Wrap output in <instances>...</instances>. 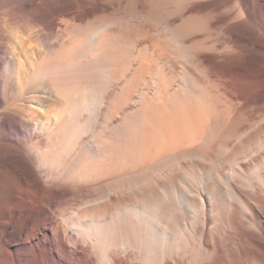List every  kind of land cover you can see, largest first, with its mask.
Returning <instances> with one entry per match:
<instances>
[{"label":"bare ground","instance_id":"obj_1","mask_svg":"<svg viewBox=\"0 0 264 264\" xmlns=\"http://www.w3.org/2000/svg\"><path fill=\"white\" fill-rule=\"evenodd\" d=\"M0 264H264V0H0Z\"/></svg>","mask_w":264,"mask_h":264}]
</instances>
